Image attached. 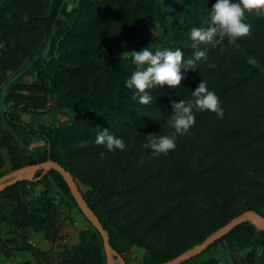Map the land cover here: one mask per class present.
Wrapping results in <instances>:
<instances>
[{"label":"trees","instance_id":"trees-1","mask_svg":"<svg viewBox=\"0 0 264 264\" xmlns=\"http://www.w3.org/2000/svg\"><path fill=\"white\" fill-rule=\"evenodd\" d=\"M215 2L171 0L178 17L160 22L169 11L159 0H73L64 19L53 13L52 0H0V44L4 45L0 47V74L10 63L17 66L30 55L19 33H40V48L48 42L46 55L35 60L32 85L38 86L40 95L15 92L22 84L18 77L3 99L2 119L25 131L17 135L20 142L41 144L28 149L27 162L22 164L14 135L1 136V144H10L15 163L0 171V184L15 178L6 176L22 168L29 172L21 176L32 178L1 188L0 210L1 198H12L17 217L40 228L55 211L54 204L45 199L33 212H25L19 186L54 175L66 203L82 214L57 171L31 167L53 160L71 174L107 231L111 249L119 254L105 252L101 236L82 214L90 230L80 231L86 240L63 264H112L110 257L128 264L122 255L123 238L147 250L152 264H161L207 240L237 216L228 218L227 214L253 210L264 219V88H259L264 59L256 58L264 56V17L248 16L245 22L251 24V35L234 44L227 37L217 38L214 45L201 44L207 59L196 61L186 73L181 69L185 79L176 90L167 85L150 90V105L133 100V91L125 84L135 70L132 52L145 47L153 53L179 48L185 61L194 59L190 31L207 27L205 21ZM146 19L153 23V35L141 27ZM201 81L219 97L223 119L209 111L194 112L195 125L178 136L175 150L154 159L151 149L144 147L146 136L171 135L172 103L192 99ZM55 95L69 109L67 123L45 129L21 119V114H33L35 120L49 113ZM104 129L123 138L126 148L108 152L97 145L96 135ZM228 236L251 246L247 257L259 247L264 250V227L250 219L222 237Z\"/></svg>","mask_w":264,"mask_h":264},{"label":"clouds","instance_id":"clouds-1","mask_svg":"<svg viewBox=\"0 0 264 264\" xmlns=\"http://www.w3.org/2000/svg\"><path fill=\"white\" fill-rule=\"evenodd\" d=\"M250 15L264 17V0H216L208 12L205 23L207 27H193L190 31L191 47L194 49V59H183V52L175 50H149L148 47L131 54L135 70L131 77L125 81L126 87L133 91V100L141 105H150L153 97L150 90L157 86L167 85L169 89L176 90L185 79L181 69L186 73L195 67V62L207 59L206 50H200L201 44H215L217 38L223 40L227 37L230 44L237 39L251 35V24L246 23ZM25 20L27 17L24 18ZM0 47L4 45L0 44ZM250 63L253 61L250 59ZM192 99L173 102V112L169 120L174 129L171 135L156 136L148 134L145 148L151 149L152 157L167 156L176 148V139L179 135H186L195 125L194 112L209 111L220 119L224 117V110L215 92L210 91L206 82L201 81L192 91ZM95 143L104 146L108 152L123 151L126 144L121 137L110 134L104 129L96 135ZM104 155V153H101Z\"/></svg>","mask_w":264,"mask_h":264},{"label":"rangeland","instance_id":"rangeland-1","mask_svg":"<svg viewBox=\"0 0 264 264\" xmlns=\"http://www.w3.org/2000/svg\"><path fill=\"white\" fill-rule=\"evenodd\" d=\"M73 0H52L53 2V13L56 17L60 19L65 18V13L67 9L70 7ZM162 6L165 10L169 11L166 15L167 17L161 18L160 22H163V19L169 20L170 22L174 20L176 17H178V14L174 9L171 8V0H159ZM180 1V0H177ZM141 27L148 35H153V23L150 22L149 19L143 20L141 23ZM40 33L35 35V32L28 33V32H21L17 35L19 38V41L22 43V46H24L29 52L30 55L26 56L21 64L14 66V62L10 63V67L8 66L5 71H2L0 74V115H2V111L5 109V105L3 104V99L5 94L10 90V84L12 81H14L16 78H21V85H17L14 88L15 92L27 94L30 92H35V94H39L40 90L38 89V86H33L32 84L35 81V75H36V67H35V60L39 55H46L47 48H48V42L44 47H39L40 44ZM257 61H260V59H264V56H261L260 54H257ZM264 65V62L261 63ZM262 72H264V68L262 69ZM264 88V75L261 76V85L259 84V88ZM40 95V94H39ZM41 98V97H40ZM33 100L37 101V97H33ZM53 109L49 113H45L41 116H34L32 117L31 122H33L34 127H44L50 128V127H60L63 124L67 123L69 120V109L64 106L61 102V97L58 95L54 96L53 100ZM6 126V125H5ZM4 126V127H5ZM7 130V129H6ZM19 130L18 135H23L22 129ZM9 131V130H7ZM17 133V132H16ZM34 144V143H33ZM39 144V143H37ZM59 153L61 151L59 150ZM29 172V168H22L19 174H26ZM16 173V172H15ZM7 178V176H6ZM54 175H49L45 178L44 184L48 186L47 190V196L41 197L36 200L34 203L36 205H39L40 202H42L45 199H49L54 204V209H59V213L64 211H69L71 207L75 209V214L80 217V219L84 222L85 228L89 231L90 227L83 218L82 214L71 204L66 203V197L64 198V193L62 192L59 185H57ZM26 184V183H25ZM82 189L84 191H88L89 188L85 185H81ZM32 192V191H30ZM36 195V194H35ZM92 197L95 195L92 194ZM40 201V202H39ZM241 201H239L237 204H240ZM202 205H206L207 203L203 202ZM242 205V204H241ZM240 215L239 213H234L232 215H226L228 218H233L234 216ZM61 218H64V215H60ZM103 219L106 220L105 216L102 215ZM67 219V217H66ZM253 224H257L255 219L253 217L249 218ZM110 230L112 232H116V229L112 226H109ZM255 234V232H254ZM220 238V237H219ZM203 239V238H202ZM119 242V239H118ZM122 244L121 246L124 248L122 255L126 258V261L128 264H152V261L149 256V252L147 250H144L143 248H140L136 246L135 244H128L124 238L121 240ZM258 242V239L255 241V245ZM253 245V244H252ZM251 249V246L245 247L241 245V243L236 242L230 237H222L218 240V242L212 246L207 247L204 249L201 253L196 255L188 256L187 260L180 264H258L255 263L256 254L259 251V248H257L255 254H251L249 257H247L249 250ZM249 259L251 261H249ZM112 264H120V261L118 259H114L112 257L109 258ZM125 264V263H124Z\"/></svg>","mask_w":264,"mask_h":264},{"label":"crops","instance_id":"crops-1","mask_svg":"<svg viewBox=\"0 0 264 264\" xmlns=\"http://www.w3.org/2000/svg\"><path fill=\"white\" fill-rule=\"evenodd\" d=\"M31 116L34 115L21 114V119L31 121ZM17 129L22 128L7 125L0 115V140L4 133L14 135L12 141L17 144L18 160L25 164L28 149L39 146L41 143L33 142L34 144L30 143L28 146L23 145L17 136L19 132ZM24 132L23 130V134ZM14 163L15 157L12 155L10 144L0 143V171L5 172ZM20 171L21 169L16 173H9L7 178L21 177ZM45 178L19 186L21 201L26 204L25 212H33L41 204L40 201L39 205L34 202L38 201L40 197L42 199L47 196V191L44 192L48 188L44 184ZM1 202L0 264H63L65 259L71 258L77 251L79 242L86 240L81 238L79 233L80 231L87 232V229L84 222L75 214L73 207L69 211L63 210L61 213H59V209L55 210L51 213L49 220L36 229L32 224L25 223L17 217L16 203L12 198L3 197ZM60 215H64L65 219ZM256 258L258 259L255 260V263L264 264V250L261 247H259Z\"/></svg>","mask_w":264,"mask_h":264},{"label":"water","instance_id":"water-1","mask_svg":"<svg viewBox=\"0 0 264 264\" xmlns=\"http://www.w3.org/2000/svg\"><path fill=\"white\" fill-rule=\"evenodd\" d=\"M31 167L33 169L44 168L45 170H55L66 180L67 187L69 188L82 214L85 216V218L89 221V223L97 230V232L101 236L105 252H108V253L111 252L113 255H116L119 257V254L116 251L111 249L109 245V237H108L107 231L103 228V226L100 223L99 218L95 215V213L91 210V208L86 203L85 199L83 198L80 191L78 190L71 174L67 170H65L61 165H59L57 162L53 160H47L45 163L34 164ZM31 178H32V175L16 177L14 179L6 181L5 183L0 184V189L10 186L14 183H17L18 181L30 180ZM250 217H253L255 221L257 222V224H260L264 227V219L258 213H256L253 210H246L240 215L234 217L221 230L217 231L215 234L210 236L207 240L201 243L195 244L193 247L185 250L183 253L179 254L173 259L163 262L161 264H178L183 258L201 253L204 249L208 247V245L211 242L223 236L235 225L249 219ZM122 264H124L123 261H122Z\"/></svg>","mask_w":264,"mask_h":264}]
</instances>
